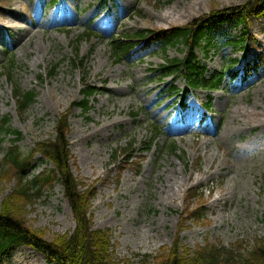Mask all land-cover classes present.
I'll return each instance as SVG.
<instances>
[{
  "label": "rangeland",
  "instance_id": "obj_1",
  "mask_svg": "<svg viewBox=\"0 0 264 264\" xmlns=\"http://www.w3.org/2000/svg\"><path fill=\"white\" fill-rule=\"evenodd\" d=\"M249 1L104 0L102 6L101 0H0V72L6 56L13 55L16 83L36 95L19 115L11 84L0 75V118H8L21 133L18 145L26 154L36 142L54 137L59 114L69 110L70 170L95 188L90 222L93 229L110 231L118 264H158V255L171 247L176 234L180 245L190 249L218 245L241 257L264 241V15L248 18L245 48L227 43L240 25L214 23L209 31L214 45L207 52L197 49V58L209 73L225 70L233 59L239 63L231 69L238 75L225 76L210 92L187 87L180 75L162 78L160 64L183 57L180 44L165 50L161 44L138 47L119 62L108 44L113 33L182 26ZM84 29L91 36L82 35ZM76 45L85 71L70 62ZM83 80L98 89L86 113L76 105L83 98ZM172 85L174 96L168 93ZM155 126L160 131L149 150L141 152ZM11 137L0 136V160ZM132 137L140 168L119 171L112 155L124 152ZM167 142L176 150L164 146ZM48 166L36 155L27 173ZM0 181L1 203L13 194L16 179L5 172ZM197 187L205 192L202 199L190 200V208L206 200L203 216L184 215L181 229L185 194ZM20 205L18 218L48 240L75 227L60 184L38 201ZM0 264L55 263L19 246Z\"/></svg>",
  "mask_w": 264,
  "mask_h": 264
},
{
  "label": "trees",
  "instance_id": "obj_2",
  "mask_svg": "<svg viewBox=\"0 0 264 264\" xmlns=\"http://www.w3.org/2000/svg\"><path fill=\"white\" fill-rule=\"evenodd\" d=\"M152 1L158 2L159 0ZM252 15H264V0H250L246 5L214 10L182 26H173L168 29L147 28L137 30L132 34L112 36L108 44L116 61H120L125 54L137 46L147 48L160 43L163 44L165 50L167 46L180 44L183 49V57L164 60V63L159 66L162 76L176 77L180 75L187 79L189 87L214 90L219 88L226 75L236 74L231 69L237 60H233L225 70H215L209 73L205 64L197 58V49L207 52V49L214 45V40L209 33L210 29L215 22L228 20L240 25L235 39L229 40L228 43L245 48V43L250 39L247 21ZM83 34L88 37L91 35L87 31L82 32ZM74 52V56L70 58L72 66H79L82 71H85L84 58L79 57L77 45ZM5 64L0 75H5L12 85V97L16 111L19 115H24L36 95L32 90H23L16 83L13 55L7 57ZM56 67V65L51 66L47 75L51 76ZM176 89V86L172 85L168 91L173 94ZM97 90L95 86H91L83 80V98L76 103L83 113L88 111L89 97ZM181 101L182 106L185 107V96ZM68 115V109L61 112L54 128V137L38 141L34 148L26 154L20 150L17 143L21 139V133L10 127L8 118H0V136H12L11 144L0 160V175L6 172L16 179L13 194L5 197L0 203V261L16 247L28 246L43 254L46 261L55 264H118L111 251L110 231L108 229H93L90 222V201L95 193V188L93 185L83 184L81 180L73 176L70 170L71 153L67 138ZM132 115L135 116L136 113ZM154 130L155 134L149 140L144 141L141 152L149 150L153 144V138L160 131L157 126L154 127ZM164 146L168 147L170 151L176 150L173 142H167ZM135 152L136 146L133 137L129 140L124 152L114 151L112 161L119 171L126 167L140 168V160ZM36 153H39L42 156L41 160L49 163L50 166L36 174L27 173ZM142 157L140 155V158ZM56 184H60L62 187L63 196L70 207L75 227L71 233L57 235L48 240L40 232L23 224L17 216L19 213L17 207L21 206L20 203L27 205L38 201L52 191ZM204 192V189L197 187L192 188L190 194H185V206L180 216L179 228L182 229L186 221L184 215L186 218L195 216L196 220L202 218L206 200L200 206L192 209L190 200L202 199ZM198 203L196 202V205ZM233 254L234 251L228 248L210 244L190 249L180 245L178 234H176L171 247L163 249L157 259L158 264H264V241L257 242L247 257ZM124 264H130V262L126 260Z\"/></svg>",
  "mask_w": 264,
  "mask_h": 264
}]
</instances>
